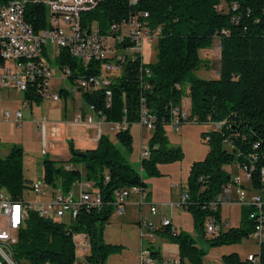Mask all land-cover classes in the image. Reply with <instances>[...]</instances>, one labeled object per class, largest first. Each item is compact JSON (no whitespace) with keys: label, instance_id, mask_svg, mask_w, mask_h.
Here are the masks:
<instances>
[{"label":"trees","instance_id":"trees-1","mask_svg":"<svg viewBox=\"0 0 264 264\" xmlns=\"http://www.w3.org/2000/svg\"><path fill=\"white\" fill-rule=\"evenodd\" d=\"M6 0H0L4 3ZM224 5V7L222 6ZM226 9L224 12L223 9ZM146 14L142 22L150 32L157 31L155 59L145 63L140 57L126 58L119 74L109 85L110 104L106 107L101 90L85 92L77 89L86 106L92 107L106 123L124 124L115 132L113 142L101 135L96 146L81 151L84 158L71 155L64 165L42 160V182L50 189L68 192L80 179L93 184L100 197V206H80L67 225L39 218L29 212L24 227L17 232L12 249L14 264H74L73 235L84 234L88 253L83 264H106L118 246L104 243L103 225L112 212L113 192L125 187L146 189L144 177H161L159 167L179 162L182 153L167 143L164 129L169 125L174 109L184 111L185 124L212 125L211 131L199 134L206 154L188 168L185 180L186 201L179 207L187 212L197 237L208 248L237 244L250 236L253 223L248 219L251 208L240 207L239 224L235 228L207 236L203 231L206 219L220 222L219 206L213 210L209 203L228 185L231 175L226 166L245 168L249 187L261 189L259 171L264 168V0H103L90 11L80 14L83 29L93 27L99 35L109 32L111 25L120 26L131 16ZM24 19L35 31L47 29L46 9L33 0H26ZM139 19V18H138ZM141 20V19H140ZM218 46V62L214 78H200L194 72L207 69L199 51ZM120 46V45H119ZM53 65L67 69V79L76 80L99 73L97 61L82 63L63 49L57 50ZM39 81L28 83L22 95L29 102L41 101ZM64 92H59L62 95ZM153 118L151 136L147 141V156L131 166L122 152L131 150L129 126L137 124L139 100ZM184 125V124H182ZM123 150V151H122ZM22 152L11 147L0 158V192L10 200L22 202L30 182L22 175ZM64 166H69L68 170ZM82 169V172L77 169ZM106 176L107 180H104ZM165 234L177 248L176 264H202L205 251L196 246L188 234L170 225L155 230ZM158 259V252L150 248ZM256 264H264V242L258 245ZM224 264H248L236 254L222 257Z\"/></svg>","mask_w":264,"mask_h":264},{"label":"built area","instance_id":"built-area-1","mask_svg":"<svg viewBox=\"0 0 264 264\" xmlns=\"http://www.w3.org/2000/svg\"><path fill=\"white\" fill-rule=\"evenodd\" d=\"M103 0H33L34 3L42 4L46 9L47 29L35 31L33 27L24 19V3L26 0H6L0 3V91H17L22 95L27 91L28 83L39 81L40 98L56 101L57 95L47 93L49 80L52 77L51 66L47 59L50 48L65 50L67 54L82 63L97 61L99 64V73L95 76L77 78L75 88L85 92H94L101 90L104 95L105 106L110 104L109 85L112 78L120 72V66L126 58L140 57L144 45H148V39H156L157 31L150 32L142 19L146 14L131 16L120 26L111 25L109 32L115 35H99L91 27L88 30L81 28L80 14L92 10L98 2ZM138 0H127L128 5H134ZM139 18V19H138ZM141 19V20H140ZM123 27V33L121 28ZM155 41V40H154ZM120 45V46H119ZM64 78L68 77V70H60ZM23 98V97H22ZM24 100V98H23ZM24 109L29 108V103L22 102ZM92 112L93 117H101L94 112L92 107L87 106ZM171 118L168 127L172 131H177L182 124H185L187 115L183 110L174 109L170 112ZM6 120H12L16 127L20 126L22 119L21 112H15L12 115L8 112L3 113ZM101 121L103 118L101 117ZM153 118L148 115L143 99L139 100L138 121L137 124L151 131ZM72 124L87 126L92 123V116L76 115L71 120ZM45 121L37 123L41 136L44 135ZM124 124H113V131H118ZM92 136V140L97 141L99 131ZM52 137L58 136V130L55 127L50 129ZM45 154L44 145L40 151ZM147 156V150L144 148L141 158ZM239 168V167H237ZM65 170L69 166H64ZM246 181L249 176L245 168H239ZM260 186L264 189V168L259 171ZM104 180H107L104 176ZM233 184L236 180H232ZM78 195L72 192H61L59 189H50L43 182L29 184V191L37 198L36 201L14 202L10 200L7 194L0 192V264H14L12 261V249L16 244L17 232L24 227L29 212H34L39 218L51 221H59L67 225L76 216L80 206H89L98 208L100 206V197L93 184L87 180H79ZM232 185L225 187L216 197V200L210 202L209 208L215 209L220 205H237L238 207L251 208L248 213V219L253 223V230L250 236L259 245L264 242V201L261 195L248 189L236 188L234 197L231 196ZM28 191V192H29ZM142 196L143 192L137 186L125 187L115 190L112 194V208L120 214L123 211L124 204L132 196ZM186 201V192L184 191L177 199V205ZM151 216L155 215V208L149 209ZM66 220V223L60 221ZM170 225L168 221L160 219L158 223H143L147 229L149 237L157 229ZM204 233L215 235L220 231V225L214 223L212 219H206L203 223ZM81 236L82 243L79 252L82 255L89 249L87 237L84 234H75ZM75 256V245H74ZM76 259V256H75ZM257 258L253 255L246 257L248 264H256ZM173 262L171 264H176ZM74 264H83L81 260H75ZM138 264H155L154 258L147 248L138 256Z\"/></svg>","mask_w":264,"mask_h":264},{"label":"rangeland","instance_id":"rangeland-1","mask_svg":"<svg viewBox=\"0 0 264 264\" xmlns=\"http://www.w3.org/2000/svg\"><path fill=\"white\" fill-rule=\"evenodd\" d=\"M224 7V5H222ZM225 12L226 9L224 8ZM123 33V27L121 28ZM155 38L150 37L147 41L148 45H144L141 60L145 63H151L155 59ZM217 42H212L211 48L199 51L198 55L201 60L207 62V69L201 68L194 72V75L200 78H214L216 76L218 49ZM49 57L47 59L51 66L52 77L49 80L47 93L57 95L60 87H65L71 92V95L77 104L80 100V93L75 89V80L64 78L60 70L53 65L55 50L50 48ZM59 98V96H58ZM22 94L17 91H0V158L4 157L8 150L13 146H18L21 149V167L24 179L30 183L42 182V160H48L57 165L67 163L71 155V151L81 152L85 149H92L96 146V141L92 140V136L97 134L95 129L83 127L71 123L73 117L74 104L69 96L66 101V110L63 116V100L59 98L53 102L50 98L43 99L39 102H29V108L22 107ZM188 100L183 99L184 111L187 109ZM76 109V108H75ZM8 112L11 115L15 112L22 113L20 126L16 127L12 120H6L3 113ZM42 118L45 119V131L41 136L40 130L37 127V122ZM53 121V122H50ZM55 127L58 130V136L52 137L50 129ZM101 131L106 133L107 138L112 139L114 133L107 131V125L100 127ZM212 125H196L184 124L177 131H172L168 126L164 130L167 143L170 147H177L182 153V158L179 162L170 165H162L159 167L161 177L146 178L144 182L147 186V191L150 192L149 198L144 201L141 207L133 204L134 198H130L123 212L117 214L115 209H112L107 222L103 225L102 239L104 243L118 246L119 250L106 259V264H138V256L147 247L154 248L158 251V258L161 262L170 263L177 255V248L173 242L163 233L151 234L153 241L150 240L149 233L146 228L139 224L140 219L143 222H156V217H160L159 213H163L164 219L171 223L176 231H181L188 234L196 240V246L205 251L202 258V264H224L222 257L231 253H238V259L241 262L246 260L247 254H255L258 251L257 242L251 237L241 239L237 244L224 245L219 247L208 248L203 240L198 239L197 232L192 226L190 215L182 208L175 206L159 207L154 203L162 199L166 203L175 202L176 199L185 191V180L187 177L188 168L191 163L200 161L206 154V147L200 141L199 134L202 132L211 131ZM129 134L131 136V150L129 153L122 152L128 163L137 168L139 164V156L142 150L146 148L147 141L151 136V131H147L137 124L129 126ZM44 145L45 154L41 155L40 151ZM231 176L237 177L239 182L246 184L243 173L235 166L224 167ZM148 184L146 183L147 180ZM173 185V189L169 186ZM261 196L264 199V189L261 190ZM260 195V194H259ZM25 201H33L34 196L29 191L23 194ZM154 207L156 210L155 216H150L149 209ZM237 213L236 207H221L222 223L220 231L228 229L234 225L232 219ZM230 218L229 224L224 225L225 216ZM157 218V219H158ZM66 223L65 219H62ZM158 230V228L156 229ZM82 243L81 236L76 235L74 238L76 260L81 259L79 247ZM237 255V254H236ZM158 260V261H159ZM159 261V262H160Z\"/></svg>","mask_w":264,"mask_h":264},{"label":"crops","instance_id":"crops-1","mask_svg":"<svg viewBox=\"0 0 264 264\" xmlns=\"http://www.w3.org/2000/svg\"><path fill=\"white\" fill-rule=\"evenodd\" d=\"M76 89V88H75ZM9 91H13V90H9ZM64 92L62 95H59V92ZM76 91L79 93V91L76 89ZM57 94H58V96H59V98H62V100H63V105H62V110H63V116H64V112H65V110H66V104H65V101H66V99L69 97V96H71V100H72V102H73V104H74V109H73V113H71V114H73V117L72 118H74L76 115H78V114H80L82 117L83 116H92V123L90 124V125H87V126H83V127H90V128H92V129H98V131H99V137L101 136V135H103V136H106V133H104V132H102L101 131V129H100V127L102 126V125H107V131L108 132H112V133H114L115 134V132L116 131H113V129H112V126H113V124L112 123H106V122H104V121H101V117H93V115H92V112L89 110V108L83 103V101L82 100H80L77 104H75V101H74V99H73V97H72V95H71V92L70 91H68L64 86L63 87H60L59 88V90H58V92H57ZM58 98V99H59ZM57 99V100H58ZM56 100V101H57ZM53 102H55V101H53ZM76 108V109H75ZM41 120H44L45 121V119L44 118H42ZM40 120V121H41ZM50 122H53V121H50ZM38 123V122H37ZM45 123H46V121H45ZM74 125H77V124H74ZM138 125V124H137ZM81 126V125H80ZM139 126V125H138ZM183 126V125H182ZM124 126H122L121 128H123ZM140 127V126H139ZM166 129V128H165ZM164 129V130H165ZM180 129V128H179ZM96 132H97V130H96ZM114 136V135H113ZM106 137H108V136H106ZM110 141H114L113 140V138L112 139H110V138H108ZM97 142V141H96ZM45 149V148H44ZM86 150V149H85ZM45 151V150H44ZM141 159V155L139 156V160ZM168 165H170V164H168ZM235 168H237L236 166H235ZM77 169L79 170V171H81V173H83L82 172V169H80V167L79 166H77ZM225 169V168H224ZM239 169V168H238ZM226 170V169H225ZM227 171V170H226ZM228 172V171H227ZM188 173V172H187ZM229 173V172H228ZM230 174V173H229ZM231 175V174H230ZM244 176V175H243ZM24 178V177H23ZM231 179L232 180H236V183H234V185H232V191H231V196L232 197H234V191H235V189L236 188H240V189H248V190H251V191H253V192H255V193H258V194H262L261 193V190H263V189H259L258 191H254V190H252V189H250V187H249V183L248 182H246V184H242L241 182H239V179L237 178V177H232L231 176ZM245 179V178H244ZM81 180H83V179H81ZM148 181H151L150 179L149 180H147L146 181V183L148 184ZM169 188L170 189H173L174 187H173V185H170L169 186ZM147 187H146V189L144 190V192H143V195L141 196H138V195H134V196H132V198H134V202H133V204H135V205H137V206H139V207H141L142 206V204H144V201L147 199V198H149V196H150V192L149 191H147ZM69 192H72L75 196H77L78 195V182L76 181V182H74L72 185H71V188H70V190H69ZM262 197V196H261ZM24 200V199H23ZM36 200H38L37 198H35L34 197V200L33 201H36ZM129 200V199H128ZM263 201H264V199H263ZM128 202V201H127ZM127 202L124 204V208H125V206L127 205ZM177 202V199H176V201L173 203V202H168V203H166L165 201H163L162 199H159V200H157V202H155L154 204L155 205H158L160 208L161 207H164V206H168V207H170V206H175V203ZM228 207V208H231V207H236L237 208V213H236V215L234 216V218L235 219H232V222H234V225H231L230 227H228V228H235V227H237L238 226V224H239V218H240V207H238L237 205H226V204H224V205H220V207H219V219H220V222H219V225H220V227H221V223H222V216H221V207ZM123 212V211H122ZM121 212V213H122ZM120 213V214H121ZM118 214V213H117ZM155 215H156V210H155ZM154 215V216H155ZM151 216V215H150ZM159 218L158 217H156V222L158 223V221L161 219V218H164V217H166V216H164V214L163 213H159ZM229 216L227 215V216H225V219H224V225H226V224H229V221H230V218H228ZM158 218V219H157ZM167 218V217H166ZM143 223H145V222H143L141 219H140V221H139V224H142L141 226H143ZM156 223V224H157ZM169 224H170V226L173 228V226L171 225V223L169 222ZM144 227V226H143ZM174 229V228H173ZM225 230H227V229H225ZM225 230H223V231H225ZM153 239L154 238H150V240L151 241H153ZM72 240H73V243H74V239L72 238ZM149 250H150V248L151 247H147ZM152 250L153 251H157L156 249H154V248H152ZM158 252V251H157ZM88 253V250L82 255V257H81V259L86 255ZM237 254V256H238V253H236ZM248 255H253V254H247V256ZM81 259H79V260H81ZM155 260V264H168V263H166V262H161L160 260H159V258L156 260V259H154ZM160 262H159V261ZM173 262H177V255H176V257L174 258V260L173 261H171L169 264H171V263H173Z\"/></svg>","mask_w":264,"mask_h":264},{"label":"water","instance_id":"water-1","mask_svg":"<svg viewBox=\"0 0 264 264\" xmlns=\"http://www.w3.org/2000/svg\"><path fill=\"white\" fill-rule=\"evenodd\" d=\"M73 155H74L75 157H77V158H84V157H85V155H84L83 153H81V152L74 153Z\"/></svg>","mask_w":264,"mask_h":264}]
</instances>
